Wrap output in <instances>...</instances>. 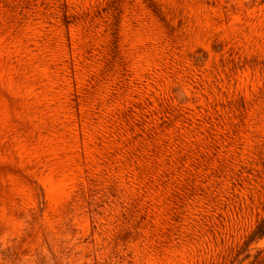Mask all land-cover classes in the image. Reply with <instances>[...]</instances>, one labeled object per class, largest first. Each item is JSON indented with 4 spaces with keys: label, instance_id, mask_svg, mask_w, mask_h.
Instances as JSON below:
<instances>
[{
    "label": "rangeland",
    "instance_id": "1",
    "mask_svg": "<svg viewBox=\"0 0 264 264\" xmlns=\"http://www.w3.org/2000/svg\"><path fill=\"white\" fill-rule=\"evenodd\" d=\"M0 264H264V0H0Z\"/></svg>",
    "mask_w": 264,
    "mask_h": 264
}]
</instances>
